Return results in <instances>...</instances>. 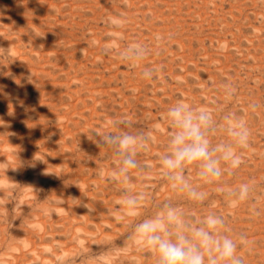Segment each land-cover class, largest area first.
Listing matches in <instances>:
<instances>
[{
	"label": "rangeland",
	"instance_id": "obj_1",
	"mask_svg": "<svg viewBox=\"0 0 264 264\" xmlns=\"http://www.w3.org/2000/svg\"><path fill=\"white\" fill-rule=\"evenodd\" d=\"M133 41L150 49L151 80L118 58ZM178 100L213 111L212 146L229 141L224 116L245 120L243 163L220 183H250L249 201L230 208L194 166L203 202L162 178ZM109 133L138 138L127 181L112 176L123 157ZM140 193V215L118 221V201ZM165 205L189 224L219 215L250 241L245 264H264V0H0V264H157L129 237Z\"/></svg>",
	"mask_w": 264,
	"mask_h": 264
},
{
	"label": "clouds",
	"instance_id": "obj_2",
	"mask_svg": "<svg viewBox=\"0 0 264 264\" xmlns=\"http://www.w3.org/2000/svg\"><path fill=\"white\" fill-rule=\"evenodd\" d=\"M119 26L118 21H112ZM157 41L161 38L158 36ZM113 51L106 48L105 55ZM150 53L147 45L133 41L126 44L117 52L118 58L127 63L130 69H141L143 79L151 80L158 68L143 66L144 60ZM224 95L233 97L236 89L231 84H225ZM256 110L258 105L251 104ZM169 122L170 139L168 152L160 157V173L170 183L172 190H178L194 202H203L206 193L199 186L191 185L185 177V169L194 166L204 184H215L222 195L231 197L228 200L230 208L251 199L252 186L241 183L225 192L220 178L227 172L229 175L239 169L243 163L238 149L249 147L250 130L242 118L235 113L224 116L225 131L228 142L211 145L208 133L214 130L213 111L207 107H193L183 100H178L170 106L166 113ZM102 143L112 145L117 154L122 156L118 172H113V178L124 176L130 169L137 168L134 159L138 138L129 133L118 135L109 133L102 138ZM144 194L129 196L118 201L123 207V215H117L118 221L125 217L140 215ZM253 214L259 212L253 208ZM225 221L219 215L210 213L203 216L194 224L186 222L183 212L176 207L165 205V209L155 217L145 218L135 225L134 232L129 237L137 246L147 250L156 257L157 264H245L244 256L238 254V246L247 247L250 241L244 234L238 239L225 234Z\"/></svg>",
	"mask_w": 264,
	"mask_h": 264
}]
</instances>
